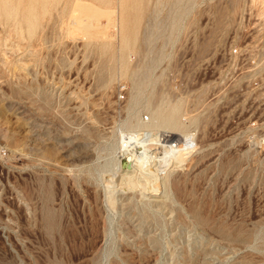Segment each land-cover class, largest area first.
Listing matches in <instances>:
<instances>
[{"label": "rangeland", "instance_id": "obj_1", "mask_svg": "<svg viewBox=\"0 0 264 264\" xmlns=\"http://www.w3.org/2000/svg\"><path fill=\"white\" fill-rule=\"evenodd\" d=\"M90 4L112 12L78 27ZM244 12V0H0V264H264V70L230 53L250 42ZM178 102L183 131L156 129L193 128L198 147L167 189L106 187L123 132Z\"/></svg>", "mask_w": 264, "mask_h": 264}, {"label": "built area", "instance_id": "obj_2", "mask_svg": "<svg viewBox=\"0 0 264 264\" xmlns=\"http://www.w3.org/2000/svg\"><path fill=\"white\" fill-rule=\"evenodd\" d=\"M244 10L241 38L249 39L250 42L246 43L239 52L237 48L230 49V53L239 55L240 66L244 72H257L264 70V17H261V14L264 13V0H244ZM124 91L125 86L119 85L120 99H123ZM142 120L144 123L148 122V116L144 115ZM139 131H124L120 140V148L123 150H137L138 153L143 152L142 154L150 166L159 175L167 174L172 170L171 167L177 165V162H175L177 156L181 154L191 155L198 147L197 132L193 128L187 129L173 139H170L171 134L165 131H148V134H154L152 135L153 139H147V133L144 134V132ZM189 134L194 137V147H188L184 144L183 136ZM3 153L4 151L1 152L2 155Z\"/></svg>", "mask_w": 264, "mask_h": 264}, {"label": "bare ground", "instance_id": "obj_3", "mask_svg": "<svg viewBox=\"0 0 264 264\" xmlns=\"http://www.w3.org/2000/svg\"><path fill=\"white\" fill-rule=\"evenodd\" d=\"M80 10H81V8H80ZM80 10H79V14L76 12L77 13V14H75L76 19L74 21V24H76L78 27L92 26V24H91L92 19L97 17L99 14L104 13V14H107L109 17V14L112 12V11L109 12L107 10L101 9L99 7H96V5L94 6L91 4L88 5L85 9H83L81 11ZM80 14H84L86 16V18L88 19V22H83L82 17H81L83 15L80 16ZM101 49L103 50V52H108L107 51L108 50L107 44L102 43ZM108 61H109V59L107 58L106 60H104L102 62V64L100 63L101 66H100V69L98 70L99 73L105 72L106 70H108V71L110 70ZM110 75L111 74L109 73L106 81L108 79H110V77H111ZM100 78H101V75H100ZM179 102H178V105L177 104L176 105H169V103H170L169 102L168 104L163 105L161 108H157L152 113L153 121H152V124L150 125L151 127L146 126L144 128L141 127V128L135 129V130H140V131L144 132V134L147 133V136H146V137H148L147 139H153L152 135H154L153 133L148 134V131L152 130L153 132L154 131L157 132L156 128H160V127L165 128L166 130H170L171 134H177V132H182L183 126L181 125V123L176 118V113L178 112V108H179ZM186 116H188V115H186ZM135 133L137 134V132H135ZM136 134H134V135H136ZM170 139H172V138L170 137ZM119 150L121 152L120 157L121 156L122 157L116 161L115 173L112 174V180H110V182L105 185L106 187H113L114 190H123V191L140 190L141 193H145L147 191L146 193H148V194H152V193L156 194L157 192H155V191L156 190L159 191V189L165 190V188L167 186V178H166L167 174L159 175L158 173H156L154 168L150 166L149 162L147 161L145 156L142 154L143 152L138 153L137 150H131V149L130 150H123L121 148ZM188 156L189 155H186V154H181V155L177 156V158H175V162H177V165H174L171 168L173 169L176 166L181 165L183 163V161L186 159V157H188ZM138 158H143L144 166H139L137 164ZM121 159H125L130 164V167L129 168H122L121 167ZM145 187L148 188L149 190H146V189L142 190Z\"/></svg>", "mask_w": 264, "mask_h": 264}, {"label": "clouds", "instance_id": "obj_4", "mask_svg": "<svg viewBox=\"0 0 264 264\" xmlns=\"http://www.w3.org/2000/svg\"><path fill=\"white\" fill-rule=\"evenodd\" d=\"M183 138H184V144H185V146H188V147H194L195 146L194 137H191L190 134L183 136ZM190 140H191V143L189 144V141ZM137 164L139 166H144L143 158H138L137 159Z\"/></svg>", "mask_w": 264, "mask_h": 264}, {"label": "water", "instance_id": "obj_5", "mask_svg": "<svg viewBox=\"0 0 264 264\" xmlns=\"http://www.w3.org/2000/svg\"><path fill=\"white\" fill-rule=\"evenodd\" d=\"M121 167L122 168H129L130 164L125 159H121Z\"/></svg>", "mask_w": 264, "mask_h": 264}]
</instances>
